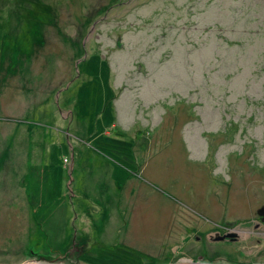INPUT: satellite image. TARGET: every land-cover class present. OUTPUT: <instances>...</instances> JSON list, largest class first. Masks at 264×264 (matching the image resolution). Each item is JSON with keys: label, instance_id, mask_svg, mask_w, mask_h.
<instances>
[{"label": "rangeland", "instance_id": "1", "mask_svg": "<svg viewBox=\"0 0 264 264\" xmlns=\"http://www.w3.org/2000/svg\"><path fill=\"white\" fill-rule=\"evenodd\" d=\"M262 204L264 0H0V264H170L215 226L264 261Z\"/></svg>", "mask_w": 264, "mask_h": 264}, {"label": "flooded vegetation", "instance_id": "2", "mask_svg": "<svg viewBox=\"0 0 264 264\" xmlns=\"http://www.w3.org/2000/svg\"><path fill=\"white\" fill-rule=\"evenodd\" d=\"M260 219L259 224H254V229L257 230L261 226L264 227V221L261 220V217L258 216ZM215 229L211 231H203L202 232V238L204 240L199 242V245H195V248H192L193 250H184V251H190V253H187L186 255L179 256L170 264H264V261H232L228 258L226 260H223L225 258V254L227 251H222V249H219L217 247V244H224L228 245L231 243L236 242L240 237L244 235H248L249 231L246 229H240V228H231V227H223L219 228L216 226L213 227ZM75 240H72V245L75 247L74 244ZM71 245V246H72ZM71 248V247H70ZM69 248V249H70ZM80 251L82 248H78ZM222 253H221V252ZM68 252V251H67Z\"/></svg>", "mask_w": 264, "mask_h": 264}, {"label": "crops", "instance_id": "3", "mask_svg": "<svg viewBox=\"0 0 264 264\" xmlns=\"http://www.w3.org/2000/svg\"><path fill=\"white\" fill-rule=\"evenodd\" d=\"M30 71V70H29ZM29 71H26V72H28V73H24V75L23 76H21L20 77V79L22 78L23 80V82H25V81H27L28 79L29 80H32V82H39V83H41L40 82V80H44V79H46V77L48 78V76H49V74L48 73H46L43 77H40L41 75V73L38 75L37 73H33L32 71L31 72H29ZM79 77H80V75H79ZM77 79V78H76ZM74 80V82H71V83H73V84H75L76 85V82H77V80ZM85 80V82L87 81L86 79H84ZM84 82V83H85ZM31 85V84H30ZM47 85V81H44V83H41V86H46ZM40 86V87H41ZM66 87H68L67 85H66ZM33 89H35V87H32ZM51 92H53V90H52V87L51 88H49V89H47V91L44 93V95H42V93H41V95H40V97L37 99V100H35V97H31V103H30V107L28 106L27 108H25L24 110H26V111H29L30 113H35V112H37V108L34 106V103H38L39 104V106H40V108H42V109H44L43 107H45V104H44V101H45V99H48V100H50L51 99V97H50V95H51ZM60 92H63V88H60V90H59V93ZM31 93L34 95L35 93H34V91L32 90L31 91ZM59 93H58V96H59ZM37 113H39V111L37 112ZM36 113V114H37ZM62 114H63V116H65V117H67L68 116V113H66V112H62ZM38 115V114H37ZM117 121V120H116ZM30 136L28 137V140L30 139V140H32V141H35L37 144H39L40 146H42V144H43V142L44 141H46V142H49L50 143V146L51 145H56L55 143H57L56 142V139H54V137H53V135L50 133V132H47V133H40V130H33L32 132H30ZM28 140H26V141H28ZM61 147H63V146H61ZM65 148V147H64ZM63 148V149H64ZM81 156V154L79 153V157ZM73 158V155L71 154V159ZM71 165V164H70ZM70 167V166H69ZM71 170V169H70ZM105 181L107 182V184H109V180L108 179H105ZM113 181H114V185L117 183V182H119L117 179H113ZM119 194H121V192L119 193ZM76 217V216H75Z\"/></svg>", "mask_w": 264, "mask_h": 264}, {"label": "water", "instance_id": "4", "mask_svg": "<svg viewBox=\"0 0 264 264\" xmlns=\"http://www.w3.org/2000/svg\"><path fill=\"white\" fill-rule=\"evenodd\" d=\"M116 41V45L117 46H120L121 43H120V37L117 38ZM72 168V165H70V169ZM257 214L261 217V220L264 221V204H262L258 209H257ZM30 262H26V263H23V264H28ZM31 264V263H30ZM32 264H35V263H32Z\"/></svg>", "mask_w": 264, "mask_h": 264}, {"label": "bare ground", "instance_id": "5", "mask_svg": "<svg viewBox=\"0 0 264 264\" xmlns=\"http://www.w3.org/2000/svg\"><path fill=\"white\" fill-rule=\"evenodd\" d=\"M33 262H31V264H32ZM28 264H30V263H28ZM35 264H37V263H35ZM39 264V263H38Z\"/></svg>", "mask_w": 264, "mask_h": 264}]
</instances>
